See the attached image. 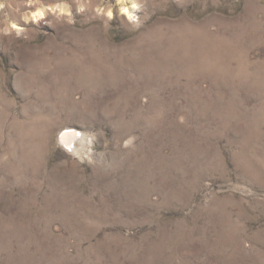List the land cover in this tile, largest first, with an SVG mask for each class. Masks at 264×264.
<instances>
[{
    "label": "rangeland",
    "instance_id": "1",
    "mask_svg": "<svg viewBox=\"0 0 264 264\" xmlns=\"http://www.w3.org/2000/svg\"><path fill=\"white\" fill-rule=\"evenodd\" d=\"M263 64L264 0H0V264H264Z\"/></svg>",
    "mask_w": 264,
    "mask_h": 264
},
{
    "label": "bare ground",
    "instance_id": "2",
    "mask_svg": "<svg viewBox=\"0 0 264 264\" xmlns=\"http://www.w3.org/2000/svg\"><path fill=\"white\" fill-rule=\"evenodd\" d=\"M135 7V6H134ZM38 11V10H37ZM125 13L128 15L127 17H132L134 16V10H124ZM42 11L39 10L38 12H36V14L34 15L35 18H41L42 17ZM110 14V13H109ZM206 40V39H205ZM177 43V42H176ZM205 45V44H204ZM242 46V45H241ZM186 47V46H185ZM203 48V47H202ZM242 48V47H241ZM186 49V48H185ZM176 51V50H175ZM217 51V50H216ZM186 52V51H185ZM229 52V51H228ZM180 53V52H179ZM178 54V53H177ZM182 54V53H181ZM207 54V53H206ZM189 55V54H188ZM205 57V56H204ZM246 60V59H245ZM205 61V60H204ZM167 62V61H166ZM244 63V61H243ZM217 64V62H216ZM247 64V63H246ZM207 65V64H206ZM215 65V64H214ZM264 65V64H263ZM238 66V65H237ZM246 68V67H245ZM244 68V69H245ZM264 68V67H263ZM247 70V69H246ZM234 71V70H233ZM234 74V73H233ZM242 74V73H241ZM237 80V79H236ZM239 80V79H238ZM256 82V81H255ZM257 84V83H256ZM254 126V124L252 125ZM256 126V125H255ZM255 130V129H254ZM255 135V134H254ZM77 136V135H76ZM75 133L74 132H71V131H66L65 133H63L60 137L61 139V142L65 145L66 148H72L74 147L73 145V142H74V139H75ZM253 136V135H252ZM76 140V139H75Z\"/></svg>",
    "mask_w": 264,
    "mask_h": 264
}]
</instances>
